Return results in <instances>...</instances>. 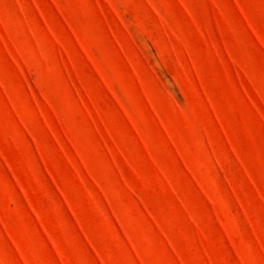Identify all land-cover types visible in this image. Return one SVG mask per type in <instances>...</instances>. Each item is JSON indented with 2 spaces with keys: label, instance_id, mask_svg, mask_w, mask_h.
<instances>
[{
  "label": "rangeland",
  "instance_id": "1",
  "mask_svg": "<svg viewBox=\"0 0 264 264\" xmlns=\"http://www.w3.org/2000/svg\"><path fill=\"white\" fill-rule=\"evenodd\" d=\"M0 264H264V0H0Z\"/></svg>",
  "mask_w": 264,
  "mask_h": 264
}]
</instances>
